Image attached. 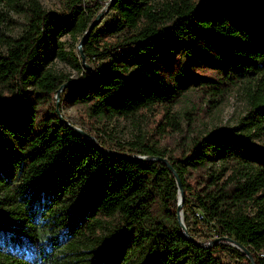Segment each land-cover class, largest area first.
<instances>
[{
    "label": "trees",
    "instance_id": "16d2710c",
    "mask_svg": "<svg viewBox=\"0 0 264 264\" xmlns=\"http://www.w3.org/2000/svg\"><path fill=\"white\" fill-rule=\"evenodd\" d=\"M60 1L59 10L47 11L38 0H0L24 18L17 36L0 35V82L13 94L0 101V264H117L145 243V264H219L213 244L200 245L189 230L186 239L178 226V191L166 164L106 154L97 138L95 146L59 120L50 102L70 80L52 61L69 56L78 71L58 37L79 40L95 12L109 8L114 30L94 32L95 24L80 47L86 61L104 66L67 85L69 103L96 121L128 119L151 106L164 119L184 91L177 59L185 63L194 48L219 52L225 65L213 78L193 74L203 92H230L236 79L227 71L264 75V0ZM253 99L236 133L193 136L167 164L179 181L182 215L212 230L203 242L231 239L253 264H264V148L247 141L251 131H264V94ZM139 152L158 155L148 146ZM214 162L220 172L191 186L188 168ZM20 248L30 249L29 258Z\"/></svg>",
    "mask_w": 264,
    "mask_h": 264
},
{
    "label": "rangeland",
    "instance_id": "374dc122",
    "mask_svg": "<svg viewBox=\"0 0 264 264\" xmlns=\"http://www.w3.org/2000/svg\"><path fill=\"white\" fill-rule=\"evenodd\" d=\"M38 3L47 11L59 10L62 6L60 0H38ZM95 13L97 14L98 12ZM23 23V16L16 14L8 6H0V35L17 36L23 28ZM103 28L112 31L115 28V15L109 8L105 7L102 8V15L93 30L97 32ZM123 34H125V30L122 29L104 36L102 40L112 41ZM58 41L62 44L61 49L64 52H70L81 65V68L76 71L72 68L69 56H67V61L53 59L52 69L67 75L68 80L86 79L90 72L89 69L104 66L103 60L90 62L83 58V61H81L75 50L78 40L73 42L67 35L62 34L58 37ZM193 51L194 53L190 54L185 63H183L182 58L177 59L183 72L176 77L181 81L184 91L179 102L165 110L166 117L164 119L161 118L164 110L159 108V106H151L141 109L128 119L113 118L96 121L88 118L81 107L69 103L67 85L62 87L56 97H52L50 108L54 112L56 110L59 116L75 129L97 138L99 143L108 150L123 154L130 153L131 156L139 159L167 163L169 158L177 157L181 151H185L189 140L193 136H204L212 132L229 130L233 132V129L243 122L241 118L247 115L250 103L254 100L253 98L264 94V75L244 79L229 71H227L228 76H235L236 79V83L230 92L219 97L212 91L211 93L203 92V89H199L193 83L195 75L203 78H213L215 73L221 72L219 68L225 65L219 52L214 53L211 50L203 53L197 48H194ZM195 67L196 69H194ZM133 71L134 69L131 67L124 75L125 78H130ZM186 73L189 75L187 76ZM198 82L202 84L201 81L198 80ZM8 86L7 83L0 82V101L8 100L13 96ZM160 120L162 126L157 125ZM174 122L178 123V127L174 128ZM233 133H236V129ZM247 141L252 146L264 148V131H251ZM143 146H148L149 149L157 152L158 155L149 157L140 154L139 150ZM217 164L219 163H204L194 169L188 168L187 180L191 186H199L208 180L210 176L220 172L221 166L219 167ZM179 217L185 231L189 230L201 244H205L202 234L206 236L212 235V230L201 228L190 215L183 216L180 210ZM183 218H185L184 223ZM211 244H213L211 247L213 248L212 256L219 264H246L244 260L238 257L241 253L240 250L232 244L220 240ZM20 250L25 251L26 258H29L30 253L28 251L30 249L26 251L25 248H20ZM150 250L151 244L145 243L141 248L136 247L133 250H129L126 257L123 260H119L117 264H145ZM87 257L92 258L93 256L85 253L83 258ZM79 264L87 263L84 261Z\"/></svg>",
    "mask_w": 264,
    "mask_h": 264
},
{
    "label": "water",
    "instance_id": "95a60500",
    "mask_svg": "<svg viewBox=\"0 0 264 264\" xmlns=\"http://www.w3.org/2000/svg\"><path fill=\"white\" fill-rule=\"evenodd\" d=\"M101 15H102V8H101V10L98 11L97 14H95V16H94V17L91 19V21L88 23V25H87V27H86V30L82 33V35L80 36L79 40H78L77 43H76V49H77V52H78V54H79V57H80V60H81V61H83V56H82L81 48H80V47H81V43H82L83 39L85 38V36L88 34V32H89V31L93 28V26L97 23V21H98V19L101 17ZM89 70H90L89 73L91 74V73H92V70H91V69H89ZM84 80H85V79H84ZM74 81H75V80H70V81H66V82L60 84V85L58 86V88L55 90V94H54V96H55V97L57 96L58 92L62 89L63 86L68 85L69 83L74 82ZM55 113H56V115H57V117L59 118L60 121L64 122V123H65L66 125H68V126L73 127L72 125H70L69 123H67L66 121H64V120L61 118V116H59V114L57 113L56 110H55ZM73 128H74V127H73ZM74 129H75V128H74ZM75 130H76V131H77V132H78V133H79L84 139H86L87 141H89V142L92 143L93 145L97 146V144H96V142H95V140H94V138H93L92 136L86 134L85 132H83V131H81V130H77V129H75ZM104 152H105L106 154H109V155H115V156L124 155V154H121V153H119V152L112 151V150H104ZM131 157L136 158V159H139V158L134 157V156H131ZM155 159H156V158H155ZM157 159L163 161V160L160 159V158H157ZM164 164H166V165L168 166V169L170 170V172H171L172 175L174 176V179H175V182H176V186H177L178 196H177V203H176V208H175V218H176V222H177L178 226L183 230L182 233H183V235L185 236V238L188 239V240H190L189 237L186 235V232H185V230H184V227H183L182 222H181L180 217H179L180 204H181V200H182V193H181V190H180L179 181H178L176 175L174 174V172L172 171V169H170L169 165H168L167 163H164ZM217 240L225 241V242H227V243L232 244L234 247H236L237 249H239L241 253H243V254L245 255V257H246V258L248 259V261H249V264H253V263H252V260H251V258H250V256H249V254H248V252H247L244 248L237 246V245H236L231 239L221 237V238L213 239L212 241H209V242H208L207 244H205V245H204V244H200V245L208 246L209 244H211V243H213V242H215V241H217Z\"/></svg>",
    "mask_w": 264,
    "mask_h": 264
},
{
    "label": "built area",
    "instance_id": "2783aa9c",
    "mask_svg": "<svg viewBox=\"0 0 264 264\" xmlns=\"http://www.w3.org/2000/svg\"><path fill=\"white\" fill-rule=\"evenodd\" d=\"M207 244V243H206Z\"/></svg>",
    "mask_w": 264,
    "mask_h": 264
}]
</instances>
